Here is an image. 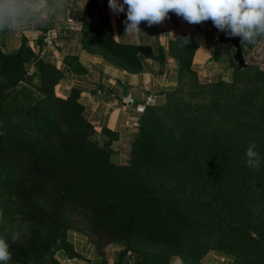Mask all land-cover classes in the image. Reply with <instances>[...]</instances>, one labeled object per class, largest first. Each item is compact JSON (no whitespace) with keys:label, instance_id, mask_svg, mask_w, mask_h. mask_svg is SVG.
Masks as SVG:
<instances>
[{"label":"rangeland","instance_id":"1","mask_svg":"<svg viewBox=\"0 0 264 264\" xmlns=\"http://www.w3.org/2000/svg\"><path fill=\"white\" fill-rule=\"evenodd\" d=\"M240 45L250 68L236 73L231 83L219 85L199 82L193 73H185L161 105L150 110L149 120L142 121L151 132L152 145L137 138L130 163L133 139L120 149L123 163L114 174L144 187L165 204L159 208L157 203L138 218L128 244L113 227L122 224L123 216L106 218L92 205L69 198L68 203L56 201L67 234L84 237L104 264L117 260L122 264H220L225 260L264 264V235L254 230L264 228V38H257L255 44L242 43L240 38ZM231 53L228 47L220 54L229 67ZM61 131L71 135L69 149L81 148L84 157L76 158L95 165V146L73 139L90 136L92 130L62 127ZM156 131L169 139L170 152L162 149ZM252 141L262 160L259 170L246 166L245 151ZM141 145L147 148L141 150ZM173 147L197 166L183 169L174 164ZM214 178L220 180L221 190L213 187ZM40 206L52 212L54 204ZM31 227L22 221H0V237L13 241L16 233L15 241L23 243L31 236ZM236 228L240 232L234 233ZM37 233L35 237L42 240L55 235L45 228ZM40 264L55 263L46 259Z\"/></svg>","mask_w":264,"mask_h":264},{"label":"trees","instance_id":"2","mask_svg":"<svg viewBox=\"0 0 264 264\" xmlns=\"http://www.w3.org/2000/svg\"><path fill=\"white\" fill-rule=\"evenodd\" d=\"M95 34L99 37L101 47L113 57L127 59V56L131 57L140 50L145 51L138 47L115 43L106 33L97 31ZM185 37L189 40L188 44L181 42ZM41 39L38 38L36 42L40 43ZM192 51L193 45L189 36H180L170 42L168 54L176 61L180 79L185 73L192 74L189 68ZM231 54L228 55L233 63L230 66L232 70L230 80L210 83L215 85L231 83L236 73L250 68L247 64L241 69L236 68ZM34 55L32 48L24 39L14 52H3L0 49V116L3 101L20 84L27 85L40 95L28 109L17 108L12 111L7 116L4 133L0 134V221L8 223L22 221L32 225L31 236L23 243L7 241L12 254L8 264H40L46 259L57 264L54 258L57 251H62L68 258L76 256L69 243L65 223L59 217L61 211L56 206L58 205L56 201L68 203L67 201L71 199L76 201V204L82 201L92 205L99 215L106 218L123 216L122 224L113 227L128 244L138 218L143 216L144 212L145 215L148 214L147 210L155 207L157 203L161 204L158 205L159 208L164 206V201L143 189L144 187L135 186L125 178L116 176L114 171L122 166L112 163L108 149L92 143L88 134L78 138L73 136V139L87 141L95 146V165L81 163V158H76L77 155L84 157V154L81 153L80 146L79 151L77 146L72 147L74 151L68 148V142L72 140L71 135L63 134L61 128L86 127L92 130L91 126L82 115L77 95L71 93L65 98H60L54 94L55 81L51 72L42 78L44 70L39 63H35L32 73L25 76L27 66L33 64ZM4 80L6 82H3ZM160 105L145 107L139 116L128 163L131 162L137 138L148 141L149 146L152 145L151 132L149 133L150 130L144 124L142 125V121H148L150 110ZM150 123L149 121L148 124ZM156 133L162 138V149L170 152L168 149L172 145L169 139L159 131ZM144 148L147 146H140L141 150ZM173 149L175 151L171 154L174 164L177 163L183 169L191 165L193 166L190 169L197 166L180 153L178 148ZM24 172L31 175L30 179L22 177L21 174ZM219 181L218 178H214L213 182L217 184ZM213 187L221 190L218 184ZM50 203L54 204L52 212H46L40 206ZM150 214L155 215L151 212ZM38 228L53 229L55 235L46 240L37 239L35 236L38 234ZM254 230L256 234L264 235V228L258 227ZM238 232L239 228L234 229V233ZM111 264L122 263L117 260Z\"/></svg>","mask_w":264,"mask_h":264},{"label":"crops","instance_id":"3","mask_svg":"<svg viewBox=\"0 0 264 264\" xmlns=\"http://www.w3.org/2000/svg\"><path fill=\"white\" fill-rule=\"evenodd\" d=\"M125 19L124 13H112L108 0H58L57 9L43 16L39 24L27 27L30 22L22 17L15 22L17 29L0 32L3 52H14L23 39L27 41L35 53L27 72L35 63L44 70L42 78L51 72L57 97L77 95L92 129L89 140L107 148L110 161L117 165L123 163L120 149L129 146L144 108L161 104L179 84L176 61L168 54L170 42L190 37L189 68L199 82H226L232 73L220 55L230 46L217 44L216 35L221 31L211 21L191 25L183 19L176 21L169 13L159 25L149 27L142 22L140 33L125 34ZM97 31L108 34L115 43L145 51L127 59L113 57L99 44ZM38 38H42L40 43ZM68 240L76 256L68 258L57 251V264H101L95 247L84 237L69 234ZM220 264H227L226 260Z\"/></svg>","mask_w":264,"mask_h":264},{"label":"clouds","instance_id":"4","mask_svg":"<svg viewBox=\"0 0 264 264\" xmlns=\"http://www.w3.org/2000/svg\"><path fill=\"white\" fill-rule=\"evenodd\" d=\"M108 6L114 15L125 14V34L140 33L142 22L149 27L159 25L173 13L191 25L211 21L218 31L240 37L242 43L255 44L257 38H264V0H108ZM57 7L58 0H0V32L17 29L15 22L22 17L30 22L27 27L35 26ZM181 42L189 40L185 37ZM256 149L252 141L245 151L246 166L253 170L262 164ZM12 239L17 240L18 234ZM11 259L8 242L0 237V264Z\"/></svg>","mask_w":264,"mask_h":264},{"label":"water","instance_id":"5","mask_svg":"<svg viewBox=\"0 0 264 264\" xmlns=\"http://www.w3.org/2000/svg\"><path fill=\"white\" fill-rule=\"evenodd\" d=\"M218 45L228 44L232 49L231 58L236 68L241 69L246 66L240 47L239 37H230L224 32L216 35ZM40 95L25 84H20L10 95L3 101V111L0 116V134L4 133L6 128L7 116L17 108L28 109L39 99Z\"/></svg>","mask_w":264,"mask_h":264},{"label":"built area","instance_id":"6","mask_svg":"<svg viewBox=\"0 0 264 264\" xmlns=\"http://www.w3.org/2000/svg\"><path fill=\"white\" fill-rule=\"evenodd\" d=\"M173 17H174V19L176 20V21H179V20H181L182 18H180V17H177L175 14H173ZM68 22H71V20H68ZM32 73V70H30L29 72H27V75H30Z\"/></svg>","mask_w":264,"mask_h":264}]
</instances>
